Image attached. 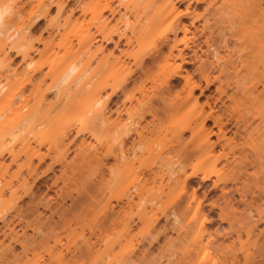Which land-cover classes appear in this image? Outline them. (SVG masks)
<instances>
[{"label": "clouds", "instance_id": "1", "mask_svg": "<svg viewBox=\"0 0 264 264\" xmlns=\"http://www.w3.org/2000/svg\"><path fill=\"white\" fill-rule=\"evenodd\" d=\"M0 5V264H264V0Z\"/></svg>", "mask_w": 264, "mask_h": 264}, {"label": "bare ground", "instance_id": "2", "mask_svg": "<svg viewBox=\"0 0 264 264\" xmlns=\"http://www.w3.org/2000/svg\"><path fill=\"white\" fill-rule=\"evenodd\" d=\"M105 11H108L107 8H105L102 12L99 13L98 18H94L91 16V14H89V16H90L89 19L93 20V22H95V23H98L99 26L101 28H103L104 24L109 22L110 19H112L111 16H110V18L108 16H105V14H104ZM8 14L11 15V10L8 7L0 6V16L4 17V16H7ZM105 18H107V19H105ZM181 39H183V37H181ZM112 40H114V37H112ZM110 42H111V40L106 41V43H110ZM186 62H189V61H186ZM185 75H187L186 71L183 72L179 78L181 80H183ZM200 94L203 95V90H201ZM205 99H206V102L211 100V95L209 94V96L206 97ZM211 110H212L211 107H209V111H211ZM37 163H39V162H37ZM45 186L48 190H50L49 185H45Z\"/></svg>", "mask_w": 264, "mask_h": 264}, {"label": "rangeland", "instance_id": "3", "mask_svg": "<svg viewBox=\"0 0 264 264\" xmlns=\"http://www.w3.org/2000/svg\"><path fill=\"white\" fill-rule=\"evenodd\" d=\"M0 6H2V7H6V6H3V5H0ZM104 14H105V16H108V17L110 18L108 11H105ZM9 16H10V15L8 14L7 16H4V18H7V17H9ZM89 17H90V16H89ZM89 17H88V18H89ZM111 20H112V19H110V21H111ZM113 37H114V40L118 38V37H116V36H113ZM109 44H111V42H110ZM41 171H43V170H41ZM42 179H43V175H40V176H37L36 181L39 182V181L42 180ZM50 183H54V181H53V182H50ZM46 185H48V184H46ZM44 191H45V192H48V191H49V190L46 188L45 185H44Z\"/></svg>", "mask_w": 264, "mask_h": 264}]
</instances>
